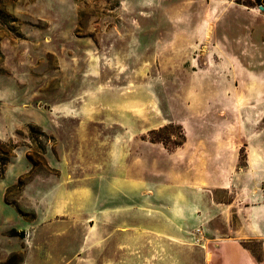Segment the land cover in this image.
Here are the masks:
<instances>
[{
    "label": "rangeland",
    "instance_id": "rangeland-1",
    "mask_svg": "<svg viewBox=\"0 0 264 264\" xmlns=\"http://www.w3.org/2000/svg\"><path fill=\"white\" fill-rule=\"evenodd\" d=\"M258 88L264 0H0V264L61 255L64 231L89 234L97 264L109 249L129 264H156V250L160 264H187L191 241L147 238L141 207L123 216L112 202L126 190L139 203L137 182L158 177L166 206V185L204 183L206 151L242 168L264 128ZM125 165L137 182L98 185L101 207L63 189V170Z\"/></svg>",
    "mask_w": 264,
    "mask_h": 264
},
{
    "label": "crops",
    "instance_id": "crops-1",
    "mask_svg": "<svg viewBox=\"0 0 264 264\" xmlns=\"http://www.w3.org/2000/svg\"><path fill=\"white\" fill-rule=\"evenodd\" d=\"M256 92L264 96V88H258ZM263 116L264 110L260 111L259 118ZM244 118L242 112V122ZM252 122L255 123V119ZM239 127L237 125V129ZM251 139H257V142L252 143H257L258 146L252 147V151L246 147L245 165L239 170H234L237 169L235 156L230 158L231 163L226 164L224 160L229 159L228 153L206 151L204 153V183L166 185L171 188L172 192L171 197L167 199L166 206L163 196L158 194L165 186L163 180L156 177L155 180L150 181L143 177L137 182L131 174L125 173L127 165L124 166L123 173L118 175H110L107 168L102 167L93 174L84 172L80 173L78 178H74L73 174L63 170V189L71 194L75 193L74 196L89 198L91 206L101 207L103 203L97 194L100 189L98 185L101 186V183L114 184L115 189L113 190L117 191L121 190L120 184L130 186L133 182L140 183V190L137 193L140 196L139 203H135L134 200L132 204V194L124 190L122 203L114 201L112 205L114 208L124 209L123 216L127 215L128 208L141 207L142 214L146 218V222L143 221L141 227L145 230L144 234L147 238H167L179 243L185 240L191 241L184 249L192 257L187 264H196V259L193 258L196 253H199L200 260L197 264H264V128ZM186 141L187 139L184 143ZM172 157L175 158V152H172ZM213 160L218 163L217 166H214L215 162L212 164ZM213 169H215V175L220 176L214 182L211 178L208 179V176H212ZM66 176L70 177L66 178ZM69 181L73 188H64ZM216 190H224L229 198L227 200L216 199L214 194ZM64 204L67 207L72 206L66 202L63 206ZM163 207L167 209L166 220ZM96 216L93 217L96 218ZM78 218L80 217L75 215L69 220L77 222L75 220ZM66 220L68 219H63L65 222ZM169 224H171V229L165 230V225ZM111 234L109 233V237ZM119 234L126 235L127 233L119 232ZM89 237V234L84 238V236H75L64 231L61 255L56 253V248L45 249V255L49 254L52 258H38L36 264H97L91 258L97 251L84 247L85 240L87 241ZM254 243L257 244L256 251L250 246ZM162 252L163 250H156V264H160L158 256H163ZM121 253L129 255L130 252L124 247ZM142 255L138 254V256ZM103 264L129 263L127 259L117 260L116 250L109 249L107 262Z\"/></svg>",
    "mask_w": 264,
    "mask_h": 264
},
{
    "label": "water",
    "instance_id": "water-1",
    "mask_svg": "<svg viewBox=\"0 0 264 264\" xmlns=\"http://www.w3.org/2000/svg\"><path fill=\"white\" fill-rule=\"evenodd\" d=\"M259 8L263 9V7H262V6H259Z\"/></svg>",
    "mask_w": 264,
    "mask_h": 264
},
{
    "label": "trees",
    "instance_id": "trees-1",
    "mask_svg": "<svg viewBox=\"0 0 264 264\" xmlns=\"http://www.w3.org/2000/svg\"><path fill=\"white\" fill-rule=\"evenodd\" d=\"M3 163H5V162H3Z\"/></svg>",
    "mask_w": 264,
    "mask_h": 264
}]
</instances>
